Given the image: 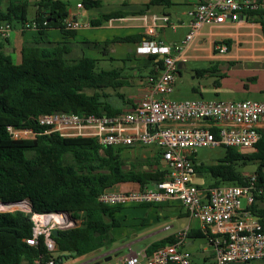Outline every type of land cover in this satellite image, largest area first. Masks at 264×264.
Masks as SVG:
<instances>
[{"label": "trees", "instance_id": "1", "mask_svg": "<svg viewBox=\"0 0 264 264\" xmlns=\"http://www.w3.org/2000/svg\"><path fill=\"white\" fill-rule=\"evenodd\" d=\"M6 3L2 7L3 3ZM152 4L169 5V0H152ZM82 8L89 10L100 6L99 0H81ZM30 0H0V25L34 27L40 39L45 31L58 29L71 35L63 23L67 18V4L61 0H37L35 13L27 20ZM260 25L264 39V8L248 13ZM120 12L102 15L91 21L97 26L112 18L122 17ZM5 39H0V202L27 201L30 212L15 210L0 212V264H44L55 262L54 251H48L44 236L29 246L24 239L31 236L33 214L65 213L79 225L57 231L50 236L56 252L70 257L71 252L83 256L111 244L108 229L116 224L112 215L125 206H106L97 203L100 193L115 184L132 182L142 189L164 179L159 152L153 158L141 159L137 165L124 169L123 151L131 147H101L91 138H63L56 133L44 134L37 125L39 116L49 113L77 115H115L119 110L108 103L106 90H116L126 85L120 70H102L98 61L90 57L67 60L64 45L43 49L37 43L23 46L20 63H13L5 52ZM116 39L98 43L105 50ZM129 41V38H128ZM155 59V57L152 56ZM160 69L161 61L157 62ZM91 91V94H87ZM30 129L33 137L13 139L7 129ZM254 149L248 153L233 148H223L224 155L215 164L206 166L192 159L195 174H209L214 180L211 187L219 185L243 186L246 177L242 169L256 164L257 189L263 186L264 130ZM152 204H142L144 206ZM129 206V205H126ZM256 217L264 232V191L254 195L247 208ZM205 236V235H204ZM199 231L189 233L190 238H203ZM166 243L152 245L148 252Z\"/></svg>", "mask_w": 264, "mask_h": 264}, {"label": "built area", "instance_id": "2", "mask_svg": "<svg viewBox=\"0 0 264 264\" xmlns=\"http://www.w3.org/2000/svg\"><path fill=\"white\" fill-rule=\"evenodd\" d=\"M264 0H201L191 12L189 31L179 44L169 45L157 41H144L135 52L138 55L160 57L161 66L151 85L148 97L131 109L115 115H77L49 113L38 117L37 125L44 134L56 133L63 138H91L101 147H155L164 164V179L151 189L135 192L105 190L96 199L106 206L160 204L177 200L191 219H197L213 249L211 264H251L264 261V232L256 217L247 209L255 194L264 191L255 187L256 174L244 175L243 186L228 185L199 188L192 183L194 164L188 157L199 148H233L237 151L253 150L260 138L257 123L264 119V102L249 99L238 101H173L167 98L173 91L179 61H184V50L201 35L204 26H217L227 22H242L247 13L258 10ZM81 8L80 4L76 5ZM163 25L168 18L163 16ZM155 21V18H154ZM70 31L89 27L74 17L63 21ZM148 34L153 29L146 30ZM8 25H0V39L8 37ZM213 50L227 51L222 41L213 43ZM188 121H203L205 125L178 127ZM13 139L33 137L30 129H7ZM264 176V167L262 169ZM245 199V205H241ZM60 215V222L51 218L41 223L37 217ZM31 236L24 239L35 246L44 236L48 251L54 248L50 238L53 230L72 227L68 214H33ZM187 234H176L174 242L153 251L149 256L129 255L112 264H192L190 254L182 250ZM38 264V263H37ZM45 264H53L49 261Z\"/></svg>", "mask_w": 264, "mask_h": 264}, {"label": "crops", "instance_id": "3", "mask_svg": "<svg viewBox=\"0 0 264 264\" xmlns=\"http://www.w3.org/2000/svg\"><path fill=\"white\" fill-rule=\"evenodd\" d=\"M31 1L35 3L37 0H30V6ZM61 1L67 4L68 16L74 17L82 24L89 23L90 26L75 30L71 35H63L58 29H48L45 31L43 40H41L34 27L23 28L17 24L11 28L4 42L5 52L11 56L13 63L19 64L20 50L23 46L37 43L39 48L51 49L56 45H64L67 49L64 58L67 60H77L86 56L96 59L99 69L120 70L126 85L118 87L116 90H106L105 94L112 108L121 113L128 111L134 104L150 95L152 82L159 71L157 62L160 57L154 59L152 56L138 55L135 52L136 47L144 41H159L169 45L179 44L189 31L192 20L191 12L201 0H169L170 4L167 6L152 4V0H99L100 6L89 10L76 7L81 0ZM260 8H264V2H261L258 9ZM111 12H120L123 15L120 18L101 22L97 26L91 25V21L100 20L102 15ZM34 13L35 8L33 15ZM163 16L168 18L165 25L160 20ZM254 19V16L247 13L243 16L242 22L204 26L201 29V35L197 36L183 52L185 60L179 61L177 65L178 71L175 75L173 90L176 76L180 77L182 72L195 78L209 77L211 76L210 73L220 74L225 69L228 72L234 69L232 72H240L243 76L237 77L238 75H235V79L229 83V86H224L226 83L222 82L221 86L212 83V85L203 86L200 89L192 87L191 92L200 93L201 96V93L207 91L217 93L219 90L229 89L246 95V98L242 100H252L247 96L253 95L260 97V102H264V39L260 25ZM149 28L153 29L151 35L146 31ZM116 39H127V41L112 43L105 50L101 49L100 52L98 51L99 48L94 46ZM215 41H222L226 45L227 51L223 54L214 51L213 43ZM97 53L102 55H100L101 58L100 56L97 58ZM112 63H117L116 67L113 68ZM91 93V91H87V94ZM172 97L173 91L167 98L173 100ZM203 125H205L203 121H188L178 125V127ZM257 130H264V119L257 123ZM142 147L144 148V146H136L131 147V149ZM158 152L156 149L154 155L144 156V159L153 158ZM188 157L190 160L194 159L201 163L196 152L191 153ZM160 166L162 170H165L162 161ZM197 176L199 175H194L192 183L199 188H209L214 183L212 180L207 186H203L202 182L196 178ZM219 186L228 185L221 184ZM152 187L153 185L144 187V189H151ZM144 189L132 182L118 183L109 188L111 191L122 193ZM128 209L133 211L126 215L125 211ZM136 211L138 213H135ZM146 211L147 216L141 218V213L146 215ZM112 217L116 224L108 229V236L112 241L109 246L83 256H76L75 252V254L71 252L70 257L60 255L54 246L53 256L60 257L55 262L52 261L53 264H112L129 255L149 256L153 251L160 248L148 252L152 245L164 241L166 243L163 246L171 244L174 242L176 234L181 231H185L187 234L181 249L190 254L191 263H212L213 249L204 236L201 223L197 219L189 218L177 200H167L154 205L125 206L114 212ZM74 222L72 227L79 225L77 223L79 221ZM192 231H199L209 246L198 256L190 251L194 247L193 240L197 239L188 237ZM37 263L38 261L34 262V264Z\"/></svg>", "mask_w": 264, "mask_h": 264}, {"label": "rangeland", "instance_id": "4", "mask_svg": "<svg viewBox=\"0 0 264 264\" xmlns=\"http://www.w3.org/2000/svg\"><path fill=\"white\" fill-rule=\"evenodd\" d=\"M34 2L31 1V6L28 8V13H27V20H31V18L33 17V4ZM5 2L2 4V7L5 6ZM99 52L101 51V49L98 50ZM96 55H98L97 58H99V56L101 55L100 53H97ZM94 55V56H96ZM102 56V55H101ZM100 56V58H101ZM117 63H112V67H116ZM234 69L229 70V72L227 71V69L221 71L220 74L217 73H210L211 76L206 77V76H202V77H195L192 78L191 76H189L187 73L182 72V74L180 75V77L176 76V83H175V87L173 90V97L172 99L174 101H184V100H204V101H227V100H233V101H238V100H242L243 98H246V95L238 92V91H234V90H229V89H225V90H219L217 91V93H213L210 91L201 93L202 95L200 96V93H192L191 92V88L194 87L196 89H200L203 86H208V85H212L213 84H221L222 83H226V85L224 86H229V83L235 79V75L237 77H242L243 74H241L240 72H232ZM194 76V74H192ZM222 82V83H221ZM219 86V87H220ZM248 98L252 99V100H256V101H260L261 98L258 96H247ZM156 151V148L154 147H142V148H134L131 150H125L123 151V155L125 157V166L124 169L129 168V166L131 164L137 165L138 162L141 161V159H144V156H149L150 154L154 155ZM243 153H248L250 150H242ZM196 156L198 158V160L206 165H212L215 164L217 162V160L221 157H223L224 155V149L223 148H215V149H210V148H199L196 151ZM150 155V156H152ZM137 163V164H136ZM256 167V164H250V165H246L243 167L242 169V173L244 175L247 174H251L254 173V169ZM199 181L202 182L203 186H207L210 181H212L213 179L211 178V176L209 174H202L196 177ZM241 205L244 206L245 205V199H241ZM132 206V205H131ZM15 210H21L24 212H27L28 209H24V208H20V207H13L9 210H0V212H12ZM132 209H128L125 211V214L127 215L129 212H132ZM135 213H138L137 211ZM141 218L144 216H147V211H146V215L143 214V212L141 213ZM132 217H134V215H132ZM131 217V218H132ZM72 223H75L73 220H71ZM79 223V222H77ZM194 247L192 249H190V251L195 254V256H198L199 254H201V252H203L204 249L209 248L207 241L205 238H197L194 239ZM85 260V259H83ZM82 260V261H83ZM251 264H264V261H258V262H254Z\"/></svg>", "mask_w": 264, "mask_h": 264}, {"label": "bare ground", "instance_id": "5", "mask_svg": "<svg viewBox=\"0 0 264 264\" xmlns=\"http://www.w3.org/2000/svg\"><path fill=\"white\" fill-rule=\"evenodd\" d=\"M13 207L14 208L20 207V208L28 209V203L22 202V203H18V204L0 205V210H9ZM37 218L41 223H46L49 218H51V220H53V221H58V222H60L62 220V217L60 215H51L49 217H37Z\"/></svg>", "mask_w": 264, "mask_h": 264}, {"label": "water", "instance_id": "6", "mask_svg": "<svg viewBox=\"0 0 264 264\" xmlns=\"http://www.w3.org/2000/svg\"><path fill=\"white\" fill-rule=\"evenodd\" d=\"M22 202H27V201H20V202H14V203H3V202H0V205L18 204V203H22ZM27 203H28V202H27ZM27 212H30V205H29V203H28V210H27ZM57 214H58V213H57ZM59 214H61V213H59ZM51 235H52V236H56V235H57V230H53V231L51 232ZM72 254H75V253L73 252Z\"/></svg>", "mask_w": 264, "mask_h": 264}]
</instances>
